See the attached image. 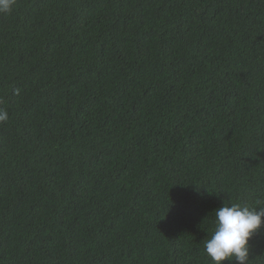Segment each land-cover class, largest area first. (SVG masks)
Instances as JSON below:
<instances>
[{"label":"trees","instance_id":"obj_1","mask_svg":"<svg viewBox=\"0 0 264 264\" xmlns=\"http://www.w3.org/2000/svg\"><path fill=\"white\" fill-rule=\"evenodd\" d=\"M0 108V264H212L264 207V0H16Z\"/></svg>","mask_w":264,"mask_h":264},{"label":"clouds","instance_id":"obj_2","mask_svg":"<svg viewBox=\"0 0 264 264\" xmlns=\"http://www.w3.org/2000/svg\"><path fill=\"white\" fill-rule=\"evenodd\" d=\"M16 0H0V14L12 11ZM9 119L8 112L0 108V123ZM215 229L203 241L204 250L212 264H248L251 240L264 227V207L241 203H225L214 211Z\"/></svg>","mask_w":264,"mask_h":264}]
</instances>
